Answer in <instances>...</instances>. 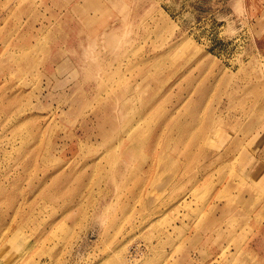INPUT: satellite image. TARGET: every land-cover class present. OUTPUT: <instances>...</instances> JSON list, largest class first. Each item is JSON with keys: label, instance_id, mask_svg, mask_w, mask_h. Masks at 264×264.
<instances>
[{"label": "rangeland", "instance_id": "rangeland-1", "mask_svg": "<svg viewBox=\"0 0 264 264\" xmlns=\"http://www.w3.org/2000/svg\"><path fill=\"white\" fill-rule=\"evenodd\" d=\"M0 264H264V0H0Z\"/></svg>", "mask_w": 264, "mask_h": 264}]
</instances>
